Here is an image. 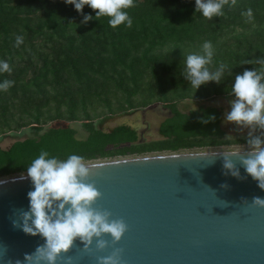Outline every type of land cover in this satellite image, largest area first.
<instances>
[{
	"label": "trees",
	"instance_id": "obj_1",
	"mask_svg": "<svg viewBox=\"0 0 264 264\" xmlns=\"http://www.w3.org/2000/svg\"><path fill=\"white\" fill-rule=\"evenodd\" d=\"M134 4L127 9L132 27L113 29L108 17L81 23L83 15L64 0H0V60L12 68L0 73V82L15 81L0 91V136L29 130L10 148L0 144V177L26 172L41 149L60 159L76 154L89 161L230 144L222 107L202 103L191 111L178 102L229 96L235 75L260 67L247 61L264 58V0H237L212 20L194 15L195 0ZM249 7L254 19L246 22L241 13ZM83 14L95 17L87 5ZM18 35L24 39L16 47ZM205 41L213 45V64L224 62L232 75L226 71L220 84L209 82L195 91L181 75L183 58L200 53ZM159 102L170 110L159 129L163 137L141 136L128 124L112 131L97 124L102 113ZM212 115L214 121L201 122ZM257 130L253 135H264ZM233 138L246 143L248 135Z\"/></svg>",
	"mask_w": 264,
	"mask_h": 264
},
{
	"label": "water",
	"instance_id": "obj_2",
	"mask_svg": "<svg viewBox=\"0 0 264 264\" xmlns=\"http://www.w3.org/2000/svg\"><path fill=\"white\" fill-rule=\"evenodd\" d=\"M168 116L158 122V132ZM137 117L136 122L124 119L105 128L128 124L141 134L146 126L141 110ZM163 136L159 132L158 137ZM227 150L88 162L102 165L88 178L102 194L93 207L123 219L128 230L115 245L105 234L110 247L104 251L96 250L95 240L91 250L84 251L77 239L57 264H99L97 257L111 255L114 248L122 249L120 264H264V208L251 206L253 197L264 198V190L236 156L230 158L240 178L224 174L222 151ZM25 177L26 172L0 177V264H24L25 254L44 243L41 236L13 227L19 210L29 207L27 193L33 188Z\"/></svg>",
	"mask_w": 264,
	"mask_h": 264
},
{
	"label": "clouds",
	"instance_id": "obj_3",
	"mask_svg": "<svg viewBox=\"0 0 264 264\" xmlns=\"http://www.w3.org/2000/svg\"><path fill=\"white\" fill-rule=\"evenodd\" d=\"M73 5L75 10L83 15L81 23L100 20L108 17V25L115 29L124 24L131 28L133 21L127 9L135 7L134 0H64ZM237 0H195V11L207 20L224 15V7H235ZM89 6L94 12L84 15L83 9ZM246 22L254 19L252 8L241 13ZM23 37H16V47L23 43ZM183 55V54H182ZM214 49L210 41H205L200 53H190L183 58L181 75L195 91L201 85L209 82L220 84L226 71L232 75L230 68L224 62L213 64ZM247 63L258 64L253 70L245 69L235 75L233 83L226 89L230 110L225 112L224 123L250 129L247 138V148H241L231 135L225 140L230 142L227 151L223 153L224 174L240 178V171L230 157L236 156L245 172L258 182V187L264 190V135H253L257 129L264 131V58L250 60ZM12 68L7 61L0 60V73H11ZM15 81L5 79L0 82V91L7 92ZM193 104L191 111H196ZM215 116L202 119V123L214 121ZM116 163H120L117 161ZM102 167L100 164L88 163L84 157L70 154L66 159L52 156L47 150L41 149L26 167V177L31 180L33 190L27 193L28 210H19L18 219L13 220V227L20 228L25 234L41 236L44 243L38 245L34 252L25 254L24 264H57L79 239L84 251H90L95 240L97 251L110 247L104 239L110 234L111 244L119 242L128 230L123 219H113L112 213L106 209L93 207L101 197L94 183L88 182L93 169ZM226 187V185H222ZM247 201L246 199L244 200ZM252 207L264 208V198L255 196L251 200ZM122 249L114 248L111 255L99 256V264H120ZM69 261L71 257L68 258ZM11 264V262H9ZM15 264H21L17 260Z\"/></svg>",
	"mask_w": 264,
	"mask_h": 264
},
{
	"label": "rangeland",
	"instance_id": "obj_4",
	"mask_svg": "<svg viewBox=\"0 0 264 264\" xmlns=\"http://www.w3.org/2000/svg\"><path fill=\"white\" fill-rule=\"evenodd\" d=\"M233 97L230 96H224V95H212L210 97L204 98V99H200V100H191V99H185V100H181L178 102V105L181 109L183 110H189L190 108L193 107V104L195 105V107L199 106L202 103L205 104H214L217 106H220L223 108V113H222V125L223 127L226 129L227 134L231 135L232 137H236V136H247L249 135V131L250 129L247 128H243V127H239L236 126L232 123H224V115L225 112L230 110V105H229V100L232 99ZM147 110V112L149 113L147 115V117H153V122L151 124V129L148 131V134H142L141 130V136H147L149 138H156L159 136L158 133V127L157 124L158 122L165 116L170 115V110H168L167 108H164L162 103H156V104H151L148 107L145 108ZM142 109H134L131 111H126L123 113H117V114H105L102 113V115L100 116H96L97 119V124L101 127H107L110 125H114L116 124L118 121H122V120H132V121H137L138 117H137V113L138 111H140ZM144 122V120H142ZM80 130L81 133H85V129L83 128V126L81 125L80 122H76L74 123ZM145 130V128H144ZM258 130H256L254 133H256ZM29 134V130L25 129L23 134L20 136L19 134H15V133H6L0 136V144L3 146H6L8 144H10L12 141H14L15 139L19 138V137H24L26 135ZM240 145L241 148L246 149L247 148V143L243 142V143H238ZM230 146V144H224V145H218V146H207V147H194V148H185V149H181L178 151H170V150H165L162 151V153H168V152H180V151H199V150H222V149H228ZM154 153H160V152H151V153H146V154H154ZM146 154H139V155H146ZM131 156H138L136 154H128L125 156H117V157H113V158H98V159H94V160H89L86 162H92V161H100V160H108V159H114V158H122V157H131ZM16 174H20V173H15V174H11V175H16ZM4 177V176H2Z\"/></svg>",
	"mask_w": 264,
	"mask_h": 264
},
{
	"label": "flooded vegetation",
	"instance_id": "obj_5",
	"mask_svg": "<svg viewBox=\"0 0 264 264\" xmlns=\"http://www.w3.org/2000/svg\"><path fill=\"white\" fill-rule=\"evenodd\" d=\"M142 111V113H143V119L142 120H144V123H146V126H143L142 127V129L141 130H143L142 131V134H148L149 132V130L151 129V124H152V122H153V117H147V115L149 114L148 112H147V110L144 108V109H142L141 110ZM144 128H145V130H144ZM159 133V132H158ZM150 134V133H149ZM144 136V135H143Z\"/></svg>",
	"mask_w": 264,
	"mask_h": 264
},
{
	"label": "crops",
	"instance_id": "obj_6",
	"mask_svg": "<svg viewBox=\"0 0 264 264\" xmlns=\"http://www.w3.org/2000/svg\"><path fill=\"white\" fill-rule=\"evenodd\" d=\"M223 109V108H222Z\"/></svg>",
	"mask_w": 264,
	"mask_h": 264
}]
</instances>
